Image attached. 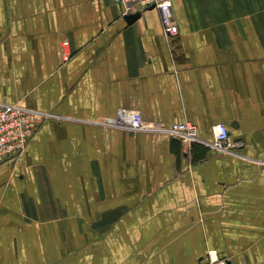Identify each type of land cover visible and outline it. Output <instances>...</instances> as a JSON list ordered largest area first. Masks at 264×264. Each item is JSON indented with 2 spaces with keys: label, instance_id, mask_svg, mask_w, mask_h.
Listing matches in <instances>:
<instances>
[{
  "label": "crops",
  "instance_id": "obj_1",
  "mask_svg": "<svg viewBox=\"0 0 264 264\" xmlns=\"http://www.w3.org/2000/svg\"><path fill=\"white\" fill-rule=\"evenodd\" d=\"M172 9L168 41L156 8L0 0V101L51 115L0 164V264L55 263L56 240L84 234L104 241L92 263L205 264L214 249L264 264V0ZM119 109L189 120L200 140L99 123ZM218 122L239 147L209 146ZM114 240L130 243L111 257Z\"/></svg>",
  "mask_w": 264,
  "mask_h": 264
},
{
  "label": "built area",
  "instance_id": "obj_2",
  "mask_svg": "<svg viewBox=\"0 0 264 264\" xmlns=\"http://www.w3.org/2000/svg\"><path fill=\"white\" fill-rule=\"evenodd\" d=\"M127 12L132 7L156 8L159 12L164 37L171 41L178 35L177 25L174 21L172 0H113ZM66 41H63L64 55ZM51 115L28 108L22 104H5L0 101V164L20 155L26 148L28 141L34 136L42 120ZM104 127L124 129L130 131L160 130L182 142H196L198 128L195 123L185 120L171 123L168 126L144 121L137 110L119 109L112 117L99 120ZM213 141L209 146L217 151H231L239 147L240 143L230 144L228 127L223 122L212 126ZM207 264H229L226 257L217 254L216 250L207 251L205 256Z\"/></svg>",
  "mask_w": 264,
  "mask_h": 264
},
{
  "label": "rangeland",
  "instance_id": "obj_3",
  "mask_svg": "<svg viewBox=\"0 0 264 264\" xmlns=\"http://www.w3.org/2000/svg\"><path fill=\"white\" fill-rule=\"evenodd\" d=\"M219 152H224V151H219ZM56 193H57L58 197L62 196L63 199H66L65 197L70 194L69 191L62 192V193L56 192ZM52 194H53V191H52ZM114 226L115 225L113 224V227ZM100 232H102V231H100ZM101 235L102 234H100L99 237H96L95 239H88V238H86V234H84V237L79 238L77 240H71V238H66V239H63L60 241L56 240L57 244H55V248L59 252V256H58V260L55 263H51V264H98V263H100V261H101L100 259H102V257L101 256L93 257L94 260L98 259L97 260L98 262L95 261L96 263H92V260H91L92 257H89L87 255V250L88 249L92 250L94 248V251L96 254L99 251L100 252L103 251V242L104 241H102ZM64 236H70V232H66L64 234ZM129 243H130L129 241H125V240H122V241L114 240L113 242L110 241V245H111L112 250L111 251L106 250V252L110 253L111 257H115L117 254L116 251H118L120 249V247L122 250L124 248H128ZM131 243H132V245L130 247H134V246L139 244V241H131ZM143 243L145 244L146 241H143ZM110 245H109V247H110ZM217 254H218V252H217ZM205 256L203 257V260H204L205 264H207V262L205 260ZM120 258H121L122 262L126 263L127 259L124 256L120 257ZM106 263H107V261H106Z\"/></svg>",
  "mask_w": 264,
  "mask_h": 264
},
{
  "label": "water",
  "instance_id": "obj_4",
  "mask_svg": "<svg viewBox=\"0 0 264 264\" xmlns=\"http://www.w3.org/2000/svg\"><path fill=\"white\" fill-rule=\"evenodd\" d=\"M137 15L138 14H136V15L135 14L134 15L133 14H128L127 15V20L130 21V20L134 19L135 17H137Z\"/></svg>",
  "mask_w": 264,
  "mask_h": 264
}]
</instances>
